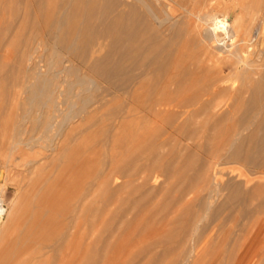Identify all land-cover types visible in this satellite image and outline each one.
Masks as SVG:
<instances>
[{"label": "bare ground", "instance_id": "6f19581e", "mask_svg": "<svg viewBox=\"0 0 264 264\" xmlns=\"http://www.w3.org/2000/svg\"><path fill=\"white\" fill-rule=\"evenodd\" d=\"M249 1L253 2L252 15L249 16V12L242 10L240 14H235V18L232 20L234 22L231 24L228 22V18L230 19L232 15H228L229 17L225 20L222 19V11L210 10L208 8L211 5V0H4L5 4L8 2V4L15 3L16 5H23L22 9H24L23 14L25 16L20 21L19 30L15 31L14 38L18 39L19 36H22L18 41L23 47L22 49L26 47L23 55L26 57L27 62H30L31 68L29 66L26 68H30V70H21L19 68L20 70L18 71L20 74L13 77H17L16 85L13 83L15 85L13 86L14 88L11 86L13 89H7L5 92L3 91L4 93L1 92L3 94H0L2 96L4 95L5 99H9L11 96L13 97L22 93L24 96L23 101L25 102L23 108L24 117L22 120L25 123H19V132L25 133L24 131L27 130L25 127L27 125L26 121H29L33 116L37 115L36 126L34 127L39 128L38 131L42 129L46 138H48L47 141L56 145L57 148L59 147L60 151L64 152L65 150L66 156L70 155L67 152L69 149H72L70 151L74 150L69 145L79 141L78 133H84V131L95 129L96 127V129L99 128L102 130H100L101 132L98 131L101 133L99 136L102 135V132L109 131L106 134V137H108V134L112 132L111 129H113V121L115 122V118H117L116 121L120 118H129L131 121L127 120L126 122L130 121L138 126L140 125V127L144 126L148 128V132L153 127L152 130L158 132L159 136H166L168 134V136L173 137L174 135L172 134L176 133L177 135L186 136L188 140L185 139L187 141L190 140L193 142L199 133L209 134V132L218 133L220 131L222 134L220 139L210 137L213 138L212 140H215L213 142H211L212 140L208 136L210 143L207 149L203 151L206 156L205 161L201 164L202 169L198 168L202 172L197 170L199 172H197L198 174H191L192 172L190 173V171H193V173L196 172L194 171L195 164L190 160L191 158H185L183 161L179 160L181 166L175 165L178 168H175L176 170L173 169V172L164 169L167 165L164 168L161 167L162 170L164 169L162 174L168 176L166 180L172 178L174 182L177 181L178 185L173 183L178 186H176V190H180L182 196L184 195L185 189L191 195L193 189L195 187L197 188L196 183L200 179L203 184L202 189L199 188L202 192H205V198L203 203L199 199L201 201V204H199L208 213L223 190L227 189V187L222 185L223 167L227 164H236L237 166H232L230 170L234 172L233 174L237 178L242 175L246 180L240 179L234 181V186L228 188L229 201L221 205L219 211L233 207L231 205L232 203L239 202L237 209L249 213L250 205L253 204L252 202L255 199L260 201L259 207L260 205L264 206V147L258 146L261 149H255L257 151L256 153H252L251 147L253 143L256 144L255 140L259 139L257 137L259 135V127L264 124V0ZM10 5L12 6V4ZM20 5L19 7H21ZM30 6H32L31 8L34 7L33 11H31ZM12 9L13 11L11 12L14 16H19L21 11L18 12L15 6ZM6 12L8 11L6 10L4 13ZM234 13L235 9L232 10V14ZM11 29L12 27L7 25L3 31L4 35L6 36L8 32H11ZM29 30L31 31L30 36L27 37L25 35L24 37V34ZM252 30L253 37L251 38L250 34ZM38 37L43 38L39 40ZM109 40L112 43L109 44L111 47L107 56L105 55L106 59L103 58L105 59L103 61L98 60L92 65L91 63L95 61V58L106 49ZM249 46L252 47V51H247L246 48ZM42 47L44 48L43 50L47 51L46 54L49 53L47 57H45V53L43 55V52L40 55L41 53L39 51ZM37 53H39V56H35ZM21 61L20 65H22ZM106 64H111L112 69L109 70V67L107 71L106 67L109 65L105 66ZM103 65L106 71L98 68L103 67ZM114 76L117 78L120 77V81L115 82V79H113ZM13 78L12 80H14ZM228 82H231V85H226ZM235 82H241V85L236 86ZM103 85L105 86L103 87ZM113 90L122 92L114 97L113 93L115 92ZM247 94L250 96V99L246 118L238 120L234 113H238V111L244 108L242 105L244 106L245 104ZM223 96L233 100L234 108L232 111L224 113L225 115L221 119L216 120L210 125L211 120L215 116L217 100ZM113 104L115 105L114 107ZM100 117L102 122L97 123ZM197 119H200V121L196 122ZM32 120L34 121L35 119L33 118ZM130 122L128 123L131 124ZM193 123L195 126L185 131ZM118 125H116V128L120 130L122 124L119 127ZM132 129L134 132L137 131L134 127ZM33 130L31 131L33 132ZM119 130L116 129V131ZM142 131L140 130L139 133L141 132L142 134ZM32 132L30 134H34ZM88 132L90 133V131ZM245 132L249 134L244 135L246 134ZM104 133L103 139L106 138ZM124 133L126 131L123 132V135H125ZM35 134L37 136V133ZM126 134L131 135L129 132ZM176 134L175 136H177ZM25 135L17 134L22 139H24L23 137ZM97 135L95 133V137ZM109 136L113 138V134ZM86 137L84 138L88 139L90 136L88 135ZM172 137L170 139L174 140ZM204 138L207 139V137ZM170 139L169 137H165L158 145L166 146L167 151V148L170 147L168 145L171 142ZM148 140L151 141L149 137ZM104 141L102 143L103 146L107 145H104ZM139 141L137 143L140 144L141 142ZM243 141L246 142V145L248 141L250 143L245 153L241 151ZM132 142L135 143L134 138ZM24 143L26 144L28 142ZM144 143L147 144L146 146H149L147 142ZM261 143L263 145V141ZM86 144H88L89 149H92L89 147V142ZM200 145L202 144L200 143ZM105 147L107 148L108 146ZM138 147L140 146H137L135 148L136 150L134 149L132 152L139 151L137 150L139 149ZM171 147L173 146L171 145ZM142 148L140 150L141 152H143ZM147 148L146 152L149 151H147ZM201 148H203V145ZM55 150L57 149L55 148ZM75 151L70 156L73 154L75 156ZM137 153L134 154V157ZM154 154L152 155L153 159L157 156L155 152ZM181 154L178 156H181ZM146 155L148 154L146 153ZM166 155L165 158L167 159ZM137 156L135 161H137ZM131 157L133 158V155ZM145 160L147 161L148 158L141 160V162L145 164ZM139 162L136 163L138 164ZM130 163L134 164L135 167L136 163L130 161L129 165H131ZM144 164L142 166L147 168L146 164L148 163L146 162ZM138 165L137 168L141 167ZM108 167L111 168L110 166ZM171 167L170 169H172ZM156 168L158 169L157 166L152 167L154 172L159 173V170H154ZM114 171L112 170L111 172ZM147 171L148 169L140 171L136 178L144 173L146 174ZM126 175L124 174L123 176ZM4 176V171L0 169V179H3ZM111 176L113 177L112 174ZM150 177L140 176V178L144 179V181L142 180L144 183H136L137 187L139 184L143 187L147 180L149 182ZM95 178L93 177V179ZM153 178L157 180L155 176ZM172 179H170V182L173 181ZM102 182L105 185L106 180L104 181L103 179ZM131 182L133 187V179ZM94 183L96 182L93 181ZM96 184L98 187V181ZM94 186L92 189L95 188ZM98 188L96 191H99ZM89 191L88 193L90 194ZM150 193L151 191L148 192V194ZM164 194L167 195V192L165 191ZM175 196L177 195L175 194ZM175 196H172L173 199ZM195 198L193 197V199ZM173 199V204L178 201L179 205L180 201L175 199L176 202H174L175 200L173 201ZM81 206H79L80 209ZM83 212L80 216H83ZM193 221L191 224H194V228L190 233L185 234V241H192L194 243L187 258L181 259L179 263L206 264L207 261L205 258L209 245L204 247V244L200 243V239L196 242L195 236L198 234L201 222L197 219ZM68 227L69 225L66 223V228ZM72 233L76 234L74 230ZM78 233L77 231V236ZM69 234L71 233L69 232ZM245 248L238 251V258L244 252ZM255 258L257 257L254 255L253 259ZM218 262H213L212 264H221ZM225 264H229L228 259H225ZM248 264H259V260L256 259Z\"/></svg>", "mask_w": 264, "mask_h": 264}, {"label": "rangeland", "instance_id": "374dc122", "mask_svg": "<svg viewBox=\"0 0 264 264\" xmlns=\"http://www.w3.org/2000/svg\"><path fill=\"white\" fill-rule=\"evenodd\" d=\"M210 3L211 5L208 7L210 8V10L215 9V11H222V14L224 16H222V19L227 20V17L232 15L233 18H228V22H230L231 24H233L234 22H232V20H234L235 14H240L242 10H246L247 12H249V16H251L253 13V2L249 0H211ZM10 4H12V6ZM10 4H8V2L5 4L4 0H0V93L3 91L5 92L7 89L9 90L14 88L13 86L16 85L17 77H13L20 74L18 70H30L31 68V64H29L30 62H27L26 57L23 55L24 49L26 47L22 49L23 47L18 41L20 38H22V36H19L18 39L14 38V33L15 31L19 30V24L21 23L20 21H22L25 16V14H23L24 9H22L23 5H16L15 3ZM19 5L21 7H19ZM14 6L15 9L18 10V12L21 11V13L19 14V16L21 17H19L18 15L14 16V14L11 12L13 11V9L11 10V8H14ZM31 7L32 6H30V8ZM33 9L34 7L31 8V11H33ZM233 9H235L234 14H232ZM6 10L8 12L4 13ZM7 25L11 26L12 29L11 32H8V34L5 36L3 31ZM30 33V30L27 31L24 34V37L25 35L27 37L30 36ZM251 34L250 37L252 38L253 30L251 31ZM250 37L249 39H251ZM42 38L43 37H38L39 40ZM109 42L106 49L96 57L97 59L95 58V61L91 63L92 65L95 64V62L98 60L103 61L106 59L105 57L109 53L111 47V45L109 44H111L112 41L109 40ZM18 44H20V46H18ZM16 47L17 49H15ZM43 49L44 48L42 47L39 53L43 52V55H45L47 51ZM246 49L247 51H252L251 46ZM39 53H37V55L35 56H39ZM48 54L49 53H47L45 57H47ZM40 55H42V53ZM19 59L20 61L22 60V65H20ZM24 64L26 65L25 67ZM107 65H109L108 67H106L107 71L109 67V70H111V64H106L105 66ZM20 66H23V68H21ZM28 66L30 68L27 69L26 67ZM103 67L101 66L98 68L102 71H106V68ZM12 78L14 80H12ZM119 78L120 77L117 78L114 76L113 79H115V82H119ZM13 83L15 85H13ZM229 84L231 85V82H228L226 85L229 86ZM235 85H241V82H235ZM104 86L105 85H103V87ZM113 92H115L113 93V96L115 97L122 91L118 92L113 90ZM1 94L0 148L2 151L0 150V169L4 171L5 176L3 179H0V195H2L5 200L7 213L4 219L0 221V264H181L179 263L180 260L187 258V255L189 254L194 243L192 241L186 242L185 234L192 231V229L194 228V224L192 225L191 222L195 219L201 222L198 234H195L196 242L200 239V243L204 244V247L209 245L205 258L207 261L206 264H212L213 262L217 263L220 260L222 261L218 263L225 264V259H228L229 264H248L249 262L255 261L256 259L259 260V264H264V206H258L260 204V201L257 199L253 200V204L250 205L249 213L242 212L237 209L239 202L232 203L231 205H233V207L219 211L221 205L226 204L229 201L228 188L230 186H234V181L240 179L246 180V178H244V176L242 175L239 176L238 179L237 176L233 174L234 172L230 170V168L232 166H235L236 164H227L223 167L224 171L222 177V185L224 187H227V189L223 190L220 197L216 199L213 207L210 208L208 213H206L204 208L200 207V204L203 203V200L205 198V192H202L201 190L203 183L200 181V179H198L199 181L197 180L198 182L196 183L197 188H201L200 190L195 187L190 195L185 189V192L183 193L184 195L182 196L180 190H176L178 187L177 181L174 182V179L172 178H169L168 181L166 180L168 176L162 174L164 169L171 172L176 170L175 168L178 167L175 165H178L180 167L181 163L179 162V160L183 161L185 158H191L190 160L195 164L194 171L196 172L193 173V171H190V173L192 172L191 174L195 175L198 172L197 170H199V172H202L201 164L205 161L206 157L203 151L204 149H207L210 143L208 139L210 137H216V139H220L222 137L220 131L218 133L209 132V134L199 133L200 135L198 134V136L194 139L195 141L193 142L190 140L187 141L188 139L186 136L177 135L176 133L175 134L177 136H175V134H172L174 135L173 137L168 136V134L166 136H159L158 132L152 130L153 127L150 128V132H148V128H145L144 126L140 127V125L138 126L135 123L130 122L131 119L129 118H120L122 121L120 119L116 121L117 118L113 117L115 118L116 123H118V121L120 120L119 123L122 124V127H120L119 130L118 128H116V125H118L119 123L116 124L113 121V129H111L112 132L110 131V134H113V138H111L112 136H109L110 134H108V137L110 138L106 137V134L109 131H105V133L102 132V135L99 136L102 130L99 128L96 129V127V130L94 128L88 130L93 137L87 130L84 131V133H78L79 136L76 134L79 138V141L76 142L77 144L73 142L74 145L71 143V145L73 146L69 145L71 148H74V150L70 151L72 149H69L70 153L69 151H67L68 154L71 155V153L74 152L75 149H77V151H75L76 155L74 156L73 154L72 156H66L65 150L64 152L60 151L59 147L57 148L56 145L52 144L50 141H47L48 138H46V135L43 133L42 129L38 131L39 128L34 127L36 126V120L38 117L37 115L32 117V119H35L34 121L32 119L26 121L27 125H29L25 126L27 128V130L24 131L25 133L19 132V123L24 122L22 118L24 117L23 108L25 102L23 101L24 96L22 95V93L13 97L11 96L9 99H5L4 95L2 96ZM17 98L18 100H20H16ZM249 99L250 96L247 94L245 97V104L243 103L244 106L242 105V107L244 108L241 111H238V113H234L238 120H243L246 118ZM114 106L115 105L113 104V107ZM233 108L234 103L232 99H229L226 96L220 97L217 100L215 116L211 120L210 125L216 120L221 119V117L225 115L224 113L232 111ZM127 120H130L128 122H130L132 125L126 122ZM30 121H33L34 123L32 122L31 124ZM199 121L200 119L196 120V122ZM100 122H102L101 117L99 118L97 123ZM121 124H119L118 127L121 126ZM194 126L195 124L193 123V125L188 126L185 131L190 130ZM133 127L136 128L135 130H137L138 132H134L132 129ZM138 127L140 128V130L147 131H142V134L144 136L141 134V132L139 133L140 130H138ZM32 128L36 131L34 132ZM116 129L119 131H116ZM31 130H33V132ZM125 131L126 133H131V135L126 133H124L125 135H123V132ZM31 132L34 134H30ZM113 132L115 133V135ZM35 133H37V136ZM95 133L96 135L98 134L96 137ZM103 133L105 134V139L107 142L104 141L105 139H103ZM132 133L136 134L133 135ZM148 133H150V135H148ZM245 133L246 134L244 135L249 134L248 132ZM17 134L27 135L23 137L24 139L19 136L21 139L20 140ZM87 134L90 136L88 139H86V136H88ZM258 134L259 135L257 137L260 140H255L256 144L253 143V146L251 145L252 153H256L257 151H255V149L258 150L257 148L261 149L258 146L264 147V124L260 125ZM83 136L86 138H84ZM144 137H146L147 139L145 138L144 140ZM148 137L149 139H151V141L148 140ZM165 137H169V139L171 137L174 138V140L170 139L171 142L168 144L170 145V147H168L167 145V151L166 146L158 145L160 144V141ZM204 137H207V139ZM133 138L135 143L132 142ZM137 138H139L140 141ZM212 139L213 138H210V140ZM136 140L141 142L142 145L141 143H137L138 141L136 142ZM103 141L104 145L107 144L105 145L108 146L107 148L103 146ZM117 141H119L121 144ZM143 141L147 142L149 146H146L147 144ZM173 141L175 142V144ZM213 141L215 140H212L211 142ZM256 141L258 142V144ZM260 141H263V145ZM24 142L28 143L25 144ZM88 142L90 143L89 147L92 149L88 148V144H86ZM151 142L153 145L155 143V145L153 146ZM244 142L245 141H243V144L241 146V151L243 153H245L247 147L250 146H248V144H250L249 141L247 142V145L246 142ZM200 143L203 145V148H201L202 145H200ZM95 144L97 145L95 146ZM143 144L145 145V148ZM171 145L173 147H171ZM191 145L194 146L192 147ZM137 146H140L138 147L139 149H137L139 150L137 151L138 153L136 151L133 153L132 150L134 151ZM55 148L58 151L55 150ZM86 148H88L89 150ZM141 148L143 152L140 151ZM146 148L147 151L149 150L148 152H146ZM154 152L157 155V159L154 158L156 160H154L152 156ZM135 153L140 156L138 157L136 154L137 161H135ZM146 153L148 155H146ZM164 153H170L171 155H166ZM181 153L184 155H182ZM143 154H145L146 156ZM180 154L181 156H178ZM82 155L84 158L82 157ZM132 155L134 159L131 157ZM165 155L167 159L165 158ZM71 157L73 158L71 159ZM147 158L148 160H153H145L148 164L150 162L151 163L148 165L145 162L147 168H144V166H142L144 162H141V160ZM110 160L111 162H113L111 163ZM114 160L117 163H115ZM139 160L141 164H139ZM130 161L133 163L139 162V165L137 163L136 164L141 167L137 168V165L135 164V167L137 168L136 169L134 167V164L130 163L131 165H129ZM151 164L153 168L156 166L158 167V169L156 168L154 170H159V173L153 171ZM171 164L174 168L171 167ZM108 166H110L111 168H109ZM169 166L172 169H170ZM142 167L144 169H148L149 173L147 171L146 174H150L146 175L144 173L142 174L143 177L151 176L149 178V182L147 180L143 187L141 184L144 183V179L140 178V176L142 175L136 178L138 173L144 170ZM161 167L165 168L162 170ZM112 170L115 171L111 172ZM95 174L97 176L96 178ZM111 174L113 175V177L111 176ZM122 174H125L126 176H123ZM154 176L157 180H154ZM93 177L95 179H93ZM103 179L104 181L106 180L105 185L102 182ZM110 179L111 181L109 182ZM132 179L133 187L131 184ZM170 179H172L173 181L170 182ZM91 180L96 183L98 181V187H101L98 188L97 184H93V181ZM139 182L142 183L137 187L136 183ZM88 183H90L92 187L88 185ZM109 184L111 185L109 186ZM93 186L95 187L94 189H92ZM97 188L99 191H96ZM88 191L90 192V194L88 193ZM150 191L151 193L148 194V192ZM165 191L167 192V195L164 194ZM175 194L177 196H175ZM172 196H175V198L173 199ZM193 197L196 198L193 199ZM172 199L173 201L175 199L179 200V205H181L179 206L178 201L176 202V200L174 201L176 203L173 204ZM181 200L183 203L181 202ZM189 202L192 203L190 204ZM91 205L92 207H90ZM79 206H81V209ZM82 212L83 216H80ZM94 221H96L97 223ZM66 223H68L70 228H66ZM191 226L192 228H190ZM75 228H77L76 231ZM71 229L72 232L74 230V233L76 234H73L71 232ZM77 231L79 232L78 236ZM69 232L73 235L71 236ZM246 243H248L247 246ZM243 248H245V250L238 258L237 253ZM254 255L257 258L253 259Z\"/></svg>", "mask_w": 264, "mask_h": 264}, {"label": "built area", "instance_id": "2783aa9c", "mask_svg": "<svg viewBox=\"0 0 264 264\" xmlns=\"http://www.w3.org/2000/svg\"><path fill=\"white\" fill-rule=\"evenodd\" d=\"M6 213H7L6 203H5L3 196L0 195V221L4 219Z\"/></svg>", "mask_w": 264, "mask_h": 264}]
</instances>
